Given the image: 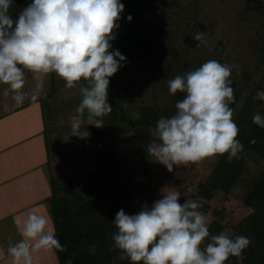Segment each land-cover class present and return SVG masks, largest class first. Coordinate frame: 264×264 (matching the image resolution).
I'll return each mask as SVG.
<instances>
[{"label": "clouds", "instance_id": "9594fccd", "mask_svg": "<svg viewBox=\"0 0 264 264\" xmlns=\"http://www.w3.org/2000/svg\"><path fill=\"white\" fill-rule=\"evenodd\" d=\"M14 4L15 0H0V84L7 85L2 94L11 92L15 104H22L27 74L39 90L44 78L55 73L66 88L79 85L81 100L70 117L71 134L88 135L80 134L85 120L87 125L102 127V118L112 111L110 77L126 60L111 43L124 4L121 0H31L15 19L9 12ZM192 37L199 42L197 47L207 44L204 32ZM233 68L238 70L237 65L209 59L167 81L169 94L184 95L173 115L157 120L159 142L148 143L146 150L168 171L216 154L227 153L231 161L242 151L230 107ZM31 99H37L35 90ZM254 99L264 101V90L258 89ZM252 122L264 128V115L255 113ZM162 192L150 207L145 204L134 214L120 209L112 220L117 229L112 246L132 264H225L249 245L244 235L223 231L210 235L199 199L180 203L179 191ZM17 230L21 239L10 242L6 250L12 264H33V253L39 250L63 251L48 217L39 209L17 221Z\"/></svg>", "mask_w": 264, "mask_h": 264}, {"label": "rangeland", "instance_id": "374dc122", "mask_svg": "<svg viewBox=\"0 0 264 264\" xmlns=\"http://www.w3.org/2000/svg\"><path fill=\"white\" fill-rule=\"evenodd\" d=\"M258 2L260 4L252 2V5H248L245 0H163L165 5L160 9V13L169 15L178 22L172 23L177 32L183 35L190 34L191 38L188 43H175V49L178 51L175 60L171 54L158 55L147 67H135L136 71L129 69V75L122 81L128 83L133 77L134 83L129 84L127 91L120 89L122 105L130 110L132 116H137L139 108L143 105L167 107L180 98L179 95H171L168 92L167 81L171 79V74L178 71L184 62L197 68L209 59L238 66V70L233 68L229 77L233 83L242 86L238 105L249 94L255 96L258 89L264 90V0ZM198 31L204 32V38L207 40V44H201L199 47H197L199 42L192 37ZM54 78L58 83L54 94H50L51 74L44 78L43 86L39 90L35 89V81L31 78V74H27L23 89L27 93L25 99H31L34 90L36 91V100L39 101L45 115L37 138L44 147L41 155H45L46 175L49 177L52 174L53 177L63 179L64 176L74 173L87 174L84 166L94 157L97 137L95 127L87 125L85 120L81 125L80 134L86 135L87 132L88 135L71 134L70 117L80 103L81 93L79 88H66L65 81L55 73ZM5 87L7 85L0 84V105L4 101L5 108H9L7 111H15V113L21 111L25 99L22 104H15L11 92L8 96L2 94ZM257 112L264 115V101L258 105L255 113ZM250 124L258 127L260 133L262 131L264 134V129L254 124L252 119ZM99 136L102 150L114 152L119 160L123 173L119 178L126 180L129 200L122 199L117 202V207L118 210L123 209L128 214H134L141 206L160 199L162 190L179 191L181 193L179 202L183 203L195 191L196 183L206 177L216 159L214 155L208 156L197 162L174 166L170 172L163 164L155 161V157L148 155L147 150L140 149L135 134L131 131L122 132L109 128ZM150 136L154 137L151 143L159 142L155 129H151ZM142 155L150 162L149 175L152 180L149 191L144 190V186L141 185L144 176L141 171ZM247 159V172L244 175L246 178L256 176L264 169V157L255 154ZM43 187V184L38 182L39 190ZM189 188L193 191L189 192ZM242 191V187L238 184L230 194L215 192L214 196L207 200L209 209L204 214L208 226L214 219L216 210L219 212L217 219L224 228L222 231L228 235L233 232L232 226L236 221L251 211V208L244 206L241 200ZM46 204L48 206V203ZM40 251L38 264L58 263L55 249L47 250L48 253L45 250L42 253Z\"/></svg>", "mask_w": 264, "mask_h": 264}, {"label": "trees", "instance_id": "16d2710c", "mask_svg": "<svg viewBox=\"0 0 264 264\" xmlns=\"http://www.w3.org/2000/svg\"><path fill=\"white\" fill-rule=\"evenodd\" d=\"M31 0H15L9 12L15 19L18 13ZM124 11L118 21L120 27L116 30L115 39L111 41L112 48L119 50L126 57L123 66L110 77L108 86V101L112 111L104 116L102 127H95L96 141L94 157L85 164L87 174L74 173L64 176L63 179L50 174L49 184L51 193L47 198L49 212L54 226V233L59 242L64 246L63 251H57L58 264H132L122 254L121 250L114 248L112 235L117 231L112 220L118 210L117 202L129 200L126 180L120 179L121 167L116 154L112 151H103L100 133L105 129L113 128L119 131H131L139 143L142 151L146 145L154 140L150 136L151 129H156V122L160 116L170 117L176 111L175 104L183 98V93L177 91L180 98L167 107L159 108L143 105L139 108L137 116H132L130 110L121 103L120 89L128 90L129 84L134 83L122 79L129 75V69L139 66H148L150 61L158 55L171 54L174 60L178 51L175 43L189 42L191 35H183L174 27V19L169 15L161 14L163 0H121ZM248 5L258 0H245ZM260 4V3H259ZM132 19L129 21L128 16ZM190 28V25L187 23ZM198 68V67H197ZM196 67L181 64L178 71L171 74V79L176 75L195 70ZM51 74L50 94L57 89L54 73ZM83 83V81H81ZM65 84V82H64ZM234 102L230 104L233 109L232 119L239 128L237 139L243 149L231 161L227 153L216 154L215 162L206 177L196 183L195 191L190 194L191 199H199L201 212L209 209L208 201L215 192L223 195L230 194L238 184L242 187L241 200L244 206L251 208L245 217L236 221L232 226L233 232L229 236L244 235L250 243L239 257L230 256L225 264H264V169L251 178L244 175L247 172V157L257 155L264 157V134L258 127L250 124L258 105L263 102L254 99L249 94L238 105L241 97L242 86L233 83ZM77 87L71 88L75 89ZM81 100V97H80ZM41 117L45 115L41 107ZM264 129V128H262ZM46 142V140H45ZM48 151V144L45 145ZM142 160V173L144 174L141 185L144 190L151 188L149 161ZM76 186V189H74ZM149 207L152 204H147ZM219 212L215 210L214 219L208 226L210 235L219 234L224 228L218 221Z\"/></svg>", "mask_w": 264, "mask_h": 264}, {"label": "crops", "instance_id": "0c3cea01", "mask_svg": "<svg viewBox=\"0 0 264 264\" xmlns=\"http://www.w3.org/2000/svg\"><path fill=\"white\" fill-rule=\"evenodd\" d=\"M4 104L0 105V264H12L6 250L10 242L21 239L17 221L22 222L30 211L39 209L53 230L54 226L46 204L51 189L45 155H41L44 147L37 138L42 123L39 101L26 98L16 113L7 111ZM38 182L44 186L40 190ZM38 253H33V264L39 262Z\"/></svg>", "mask_w": 264, "mask_h": 264}]
</instances>
